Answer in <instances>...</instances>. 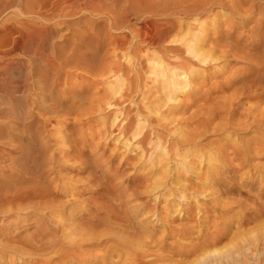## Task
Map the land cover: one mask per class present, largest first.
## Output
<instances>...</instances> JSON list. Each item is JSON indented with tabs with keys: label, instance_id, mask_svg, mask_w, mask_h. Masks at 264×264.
Here are the masks:
<instances>
[{
	"label": "bare ground",
	"instance_id": "6f19581e",
	"mask_svg": "<svg viewBox=\"0 0 264 264\" xmlns=\"http://www.w3.org/2000/svg\"><path fill=\"white\" fill-rule=\"evenodd\" d=\"M55 1L44 0L37 12L20 0L30 9L21 13L47 23L106 13L108 29L130 35L112 39L106 26L86 25L87 34L79 27L74 40L85 49L66 55L49 46L54 29H2L13 41L0 56L18 52L46 69L0 67V157L19 155L0 180V264H184L197 255V264H264V231L218 248L240 234L235 228L264 217V194L242 214L225 201L251 199L263 181L255 161L264 156V0H179L172 11L166 2L159 15L178 20L134 31L118 0ZM215 9L222 12L210 19ZM152 49L159 52L151 56ZM238 63L247 68L233 71ZM206 68L214 73L206 76ZM150 76L161 98L129 107L136 97L145 101ZM177 94L184 99L160 112ZM105 112L114 117L99 129V142L79 147L81 118ZM53 122L64 133L57 153ZM172 126L184 130L175 134ZM105 156L107 166L98 160ZM86 191L91 196L83 198Z\"/></svg>",
	"mask_w": 264,
	"mask_h": 264
},
{
	"label": "rangeland",
	"instance_id": "374dc122",
	"mask_svg": "<svg viewBox=\"0 0 264 264\" xmlns=\"http://www.w3.org/2000/svg\"><path fill=\"white\" fill-rule=\"evenodd\" d=\"M2 1L3 0L0 1V4H1L0 5V9H1V12H0L1 13L0 14V49L3 52L11 50L10 48H12V41H13V39H12L13 36L9 37V35H5L4 32L2 31V29H4V27H6V26H9V27H12V28H15V27L16 28H21V29L22 28L24 29L25 27H30V26H33V28L35 27L36 29L39 28V27L40 28L42 27V29L43 28H48V29H51V30L54 29L53 31H55V33H54L55 35L51 37L52 39L50 40L49 46L51 45L50 47H53V48H55L58 51H64L66 53V55L75 52L77 49L79 51H84V49H85V48L83 49L80 46V44L74 40L76 35L79 34L78 30L77 31H75V30L78 29L79 27H81V30H82V32L84 34L90 33L88 28H92V26L96 27L97 25H100V27H105L106 26L105 29L106 30H110V29H108L109 28L108 27V22L107 21H103V20H106V17H107L105 15L106 13H102L100 15L97 14V13H93V14H91V13L90 14L89 13H81L82 15H80V14L79 15L77 14V16L76 15L75 16L71 15L68 18L63 16V17L55 18L56 21L55 20H51L53 23L51 21H48V23H47V21H45V20L32 19V18L30 19L28 17V15L27 16L26 15L23 16L21 11L24 9V12H26L25 14H28L30 9L28 8L29 6L25 8V6L20 5V0H4L3 3H1ZM24 1H27L30 4L29 0H24ZM33 1H36V0H31L30 6L32 5V7H31L33 9V10L31 9L32 11H34V8L36 9L35 11H37V12L38 11H40V12H44L45 11L44 8H43V6H44L43 4L46 1H48V0H45V2H43L44 0H38L39 2L36 1V2H34L32 4ZM41 1H42V5H40ZM178 1L179 0H120V1L118 0L119 5L121 7L120 9L121 10L123 9V11H127V14H129L128 23H126V25L130 29V31H134L137 28L143 27V26L148 27L149 26V24H147L148 21H150V26H152L151 24H153L152 27H156L157 25H160V24L162 25V24H166L168 22L170 23V21H172L173 19L174 20H178V18H173L172 16H170L171 18L170 17L169 18H163L162 16L159 15V14H161V10H162L161 7L164 8L163 6H166L168 4L165 8H169L170 9V7H172L174 5V4L172 5V3L178 2ZM106 2H108V3H106ZM166 2H168V3L166 5H164ZM50 3L52 4L53 2H50ZM54 3H56V1ZM54 3L52 5H54ZM104 3L110 5L111 1L106 0V1H104ZM104 3H102V4L104 6H106ZM161 5H163V6H161ZM6 6H7V8H6ZM36 6H38V8H36ZM124 7H125L126 10H124ZM41 8H43V9H41ZM49 8L51 9L50 6L48 7V9ZM173 8H174V6H173ZM2 9H4V10H2ZM25 9H26V11H25ZM170 10L172 11V8ZM219 10L220 9H218V10L215 9V11H213L215 14L213 12H212L213 14H209L210 19L215 17L217 15L216 12H218ZM2 12H3V14H2ZM221 12L222 11L220 10V12H218V13H221ZM61 18H63V19H61ZM49 25L52 28H49ZM86 25H88V28H87ZM56 31H57V34H56ZM95 32H96V30L91 32V33H95ZM109 33L111 34V38L112 39H114V38H124L127 34L130 35V32L126 31V30L121 31V32H117V31L113 32V30H110ZM11 39H12V41H11ZM156 52H159V51L155 50V49L153 51V49H152V50H150V52L148 51V54H151V56H152ZM26 57L20 55V53H18V52L17 53L16 52L12 53L11 55H8L7 57L0 56V67L4 66L5 63H7V62H14V63H19L20 65H23V67L25 66L24 68L27 69V68H29L27 66L29 64L33 63V62L30 59V57L29 58L28 57L26 58ZM36 64L37 63H33V64L29 65V66L31 67V66L35 65L36 68H40L41 67L43 69H46V68H44L45 65H42V64L40 65L39 63L37 65ZM126 64H127V62H125V65ZM148 64H150V63H148ZM207 68L205 69L204 74L206 76L212 75L214 73L215 69L213 70V68H209V69H207ZM231 68H232L233 71H236V72L240 73L242 70L246 69L247 66L245 64H243V63H238V64H232ZM227 74L224 77L230 76V73H227ZM151 76H150V79H154V80H150L149 79L148 82H147L148 84H147V88L146 89H148V95H147V98L145 99V101H142L141 98L136 97L134 99L135 101H133L134 105H130L129 107H131V106L135 107V104L136 105L137 104H141V105H144L145 107H148V106L151 105L152 102H154L157 99L161 98V87H160V85L158 83L155 82V77L153 76V78H151ZM220 80H221V78H218L217 80L216 79H213V80L211 79V80H209V83L213 84V83H216V82H218ZM157 87H159V88H157ZM149 89L152 90L153 92L151 91L152 92L151 93ZM154 89H155V91H154ZM102 94H104V93H101L99 96H102ZM182 99H184L183 95L182 94H177V101L176 102H174V101L169 102L168 103L169 105H166L165 107H163L160 112H162L163 114H164V112L167 113V108H169L170 106L173 107V106H175V104L177 105V103L180 102L178 100L182 101ZM253 102L255 103L256 101H253ZM253 102L251 104H253ZM134 107H132V109ZM192 111H195V110H192ZM191 114H192V112H189V113H187L185 115H179L177 118L186 119V118H189L191 116ZM88 117L92 118V119H89ZM88 117L84 116L83 118H81L83 124H85V122H87V123L84 125L85 128L82 127V128H84V130H86V132L82 129V131L84 132V138L82 137L83 136V134H82L80 139L83 138L84 140H82V139H81L82 141L80 140L79 147L84 148L86 146L87 148L91 149V148H94L96 146V144L99 142V140H98L99 138H98L97 134L99 133V129L104 127V121L106 120L105 122H107V121L110 122L112 120V118L114 117V115L112 114V112L111 113L105 112V114L104 113H101V114L97 113L95 115L88 116ZM2 120L3 119H0V121H2ZM83 120H85V121L83 122ZM41 121H43V120H41ZM40 123H42V122H40ZM53 126H52L53 128L50 129V134L53 137V139L51 138L53 140V142L51 143V146H53V150H55V152H56V150H59L61 147L62 148L64 147V144L62 142H60V139H61V137H63L64 133H62L63 134L62 135L59 132H57V129L61 128L60 123L53 122ZM172 128H174L173 130L175 131V134L179 133L181 130H184V129H181V128H184L183 126H179V127L178 126L177 127L176 126H172ZM58 134H60V135H58ZM91 136H92V138H91ZM54 139L57 142L54 141ZM87 139L90 142H92V143H89L87 141ZM45 141H47V140L45 139ZM83 141H85V142H83ZM86 141L88 142V144H86L87 143ZM11 142H12V140H11ZM42 142L43 141L41 139V144H43ZM12 143L17 145L18 143H21V141H13ZM83 143L85 144V146L82 145ZM14 144H12V145H14ZM7 148H13V147H7ZM109 153L107 154V156L109 155ZM3 155H1V157H0V167H2V169L5 172H0V180L4 179L9 174V172H8L9 170L8 169L12 168L13 161H16V159H18V157H19L18 153L12 152V151H7V150L3 151ZM69 156L70 155H68V157ZM107 156L102 157V159L98 158V160H100L101 164H103L105 166H107L108 165L107 163L109 162V159H108ZM261 157H262V159H261ZM83 160H82L81 163H78V164H82L83 162H86L85 160L84 161ZM72 162H75V161H72ZM255 164H257L258 166L261 165L260 167L264 171V156L263 155L259 156V159L255 161ZM71 165L72 166L73 165L77 166L74 163H71ZM100 174H99V176L101 177L102 173H100ZM256 175H259V173L257 172ZM70 177L78 178V179H86L87 178V174H78L76 172H73V173L70 174ZM256 186L257 187H255V189L252 191L251 199H248V197H246V196H242L241 197V196H238L236 194L235 195H229V197L227 196L226 198H228V200L225 198V201H228V203L231 206L234 205V203L236 204V206L235 205L233 206L234 214H238V213L242 214V212H247L248 211L247 209H252L256 205L254 203L255 199L258 198L259 196H261L262 194H264V190L263 191H259V187H261V189H264V174H263V181H261L260 183H257ZM243 188L245 189V187H243ZM90 196H91V191H86L83 198H88ZM199 199H201L200 200V204H202V206H205V207L208 206V201L207 200H209V198L201 196V198H199ZM197 200L198 199L192 200V202L190 201L189 203L192 206H194V204H195V202ZM252 200H253V202H252ZM242 201L246 202L247 204L246 203H242ZM251 204H252L253 207H251ZM83 206H85L84 207L85 209L83 210V212L89 213L90 210H91L90 206L86 205V204L83 205ZM248 206H250V207L248 208ZM238 207H240V208H238ZM83 212L81 211L79 215L85 214ZM258 221L261 222V223H257V221H256V222L250 223L248 225H243L239 230H237V228H235L234 232L235 231H238V232L241 231L240 234L238 236H236V237L234 236L235 235L234 233L229 235L223 241V243L220 244V246L218 248L226 250L227 247L233 246V244H236L239 240L241 241L242 239H245V238L246 239H251V238H248V237H252L253 236V238H254L255 235L256 236L257 235L260 236L261 232L264 231V227H262V226H264V217L259 218ZM12 222H14V221H10V223H12ZM261 224H262V226H261ZM241 233H244V234H241ZM257 233H259V234H257ZM239 236H240V238H239ZM237 237H238V240H237ZM232 238H235V239L232 241L231 240ZM262 238L263 237H261V239ZM263 241H264V239L262 240V243H263ZM185 242H186L185 245H187V243L189 244V242H187V241H185ZM185 242H183V243H185ZM195 242L196 241H194L192 243L193 244H197ZM224 250H221V251H224ZM97 252H99V251H97ZM218 252H220V251H218ZM177 258H180V257H177ZM197 259L200 261V258H198V255H197V257L193 256L191 259H189L190 260V261H188L189 263L188 262L187 263L184 262V264H191L192 262H195V264H197L199 262ZM259 264H263V263L260 262Z\"/></svg>",
	"mask_w": 264,
	"mask_h": 264
}]
</instances>
